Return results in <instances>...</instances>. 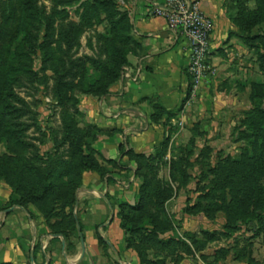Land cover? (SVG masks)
<instances>
[{
	"label": "rangeland",
	"instance_id": "rangeland-1",
	"mask_svg": "<svg viewBox=\"0 0 264 264\" xmlns=\"http://www.w3.org/2000/svg\"><path fill=\"white\" fill-rule=\"evenodd\" d=\"M15 1L0 0V187L9 205L66 238L82 264L77 217L95 196L86 180H115L126 191L115 198L121 237L98 235L92 264H264V0H225L227 33L200 82L191 75L178 116L163 121L156 150L125 161L138 172L117 170L93 147L94 109L133 45L130 6Z\"/></svg>",
	"mask_w": 264,
	"mask_h": 264
},
{
	"label": "crops",
	"instance_id": "crops-1",
	"mask_svg": "<svg viewBox=\"0 0 264 264\" xmlns=\"http://www.w3.org/2000/svg\"><path fill=\"white\" fill-rule=\"evenodd\" d=\"M197 1L201 12L214 22L213 46L229 28L225 22V0ZM153 2L162 0H124L130 6L133 45L124 71L93 112L100 130L93 147L121 172H138L137 163L125 165V161L131 153L150 156L156 150L165 133L163 121L174 120V114L178 116L190 90L189 42L181 32L173 31L165 18L152 13ZM113 182L104 187L97 177L86 180V190L95 196L77 217L82 264L99 262L98 235H111L113 241L121 237L115 198L124 197L126 191ZM9 200L8 187H0V264L78 263L77 258L66 253V238L50 235L41 218L28 208L10 206Z\"/></svg>",
	"mask_w": 264,
	"mask_h": 264
},
{
	"label": "built area",
	"instance_id": "built-area-1",
	"mask_svg": "<svg viewBox=\"0 0 264 264\" xmlns=\"http://www.w3.org/2000/svg\"><path fill=\"white\" fill-rule=\"evenodd\" d=\"M152 13L166 19L168 26L181 32L189 42V72L197 84L207 69L211 54L214 22L205 16L197 0L153 2Z\"/></svg>",
	"mask_w": 264,
	"mask_h": 264
},
{
	"label": "trees",
	"instance_id": "trees-1",
	"mask_svg": "<svg viewBox=\"0 0 264 264\" xmlns=\"http://www.w3.org/2000/svg\"><path fill=\"white\" fill-rule=\"evenodd\" d=\"M12 1V0H11ZM18 1V2H16ZM15 2L18 3V5L21 3V6L23 4H26L28 6H30L31 8L33 7V9L35 10L36 9V6L33 5L30 0H16ZM97 1V4H100V5H103V6H106V5H109V2H112L114 3L115 7L118 6L117 4V0H96ZM33 5V6H32ZM115 14L117 15L118 14V10H115L114 13H113V16H115ZM128 54V53H127ZM124 63L127 64V55L124 59ZM120 77V70L118 69V72L114 75V78H113V81H117ZM121 149H122V152L124 150V147L121 146ZM80 226L83 228V225L82 223L80 222Z\"/></svg>",
	"mask_w": 264,
	"mask_h": 264
},
{
	"label": "water",
	"instance_id": "water-1",
	"mask_svg": "<svg viewBox=\"0 0 264 264\" xmlns=\"http://www.w3.org/2000/svg\"><path fill=\"white\" fill-rule=\"evenodd\" d=\"M82 242L84 243V240H83V238H82Z\"/></svg>",
	"mask_w": 264,
	"mask_h": 264
}]
</instances>
